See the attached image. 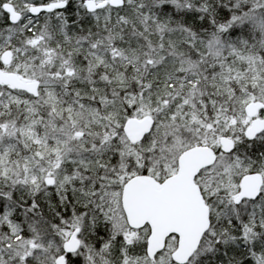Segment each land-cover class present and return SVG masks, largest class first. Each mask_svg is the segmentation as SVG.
Returning <instances> with one entry per match:
<instances>
[{"label": "snow or ice", "instance_id": "obj_1", "mask_svg": "<svg viewBox=\"0 0 264 264\" xmlns=\"http://www.w3.org/2000/svg\"><path fill=\"white\" fill-rule=\"evenodd\" d=\"M0 264H264V0H0Z\"/></svg>", "mask_w": 264, "mask_h": 264}]
</instances>
